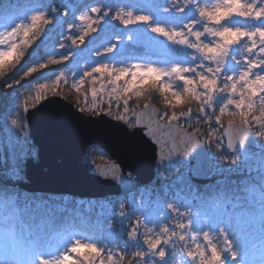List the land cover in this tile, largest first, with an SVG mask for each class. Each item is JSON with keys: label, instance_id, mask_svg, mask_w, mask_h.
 I'll return each instance as SVG.
<instances>
[{"label": "snow or ice", "instance_id": "6c2138e0", "mask_svg": "<svg viewBox=\"0 0 264 264\" xmlns=\"http://www.w3.org/2000/svg\"><path fill=\"white\" fill-rule=\"evenodd\" d=\"M61 10L71 19L55 21ZM161 10L163 17L134 11L126 3L98 0L53 7L51 17L39 3L0 12V76L15 68L43 36L47 51L23 73L32 77L51 70L49 78L38 83L33 103L63 88L74 90L84 98L83 106L77 100L80 111L115 115L129 127L147 129L144 134L157 146L159 159L187 156L199 143L183 125L173 128L180 117L191 119L188 113L181 111L178 117L175 111L190 103L198 105L205 123L211 122L208 109L214 110L229 150L236 141L242 144L249 132L264 139V0H163ZM189 13L193 18H187ZM54 22L55 30L49 32L47 26ZM114 22L128 31L118 35ZM137 26L166 43L142 39L140 31H134ZM124 36L131 43L126 44ZM153 89L171 115L150 110L147 103L140 113L129 108L133 97L139 100ZM113 103L122 112L114 114ZM130 111L135 123L128 119ZM160 122L168 129L166 135ZM11 125L23 135L17 119ZM207 136L215 139L217 133L209 131ZM118 173L114 165L111 178L119 179ZM168 207L172 219L158 231L132 220L128 239L137 240L144 251L126 254L81 234L49 251L48 241L24 230L16 209L6 205L0 208V264H136L148 254L164 260L166 247L177 244L193 264H264V227L259 218L244 214L234 223L208 226L206 220L201 226L189 210ZM257 238L259 244L254 242Z\"/></svg>", "mask_w": 264, "mask_h": 264}, {"label": "water", "instance_id": "95a60500", "mask_svg": "<svg viewBox=\"0 0 264 264\" xmlns=\"http://www.w3.org/2000/svg\"><path fill=\"white\" fill-rule=\"evenodd\" d=\"M118 25L116 24V28ZM126 44L130 42L125 41ZM150 110H159L149 105ZM143 111V107L136 112ZM28 127V145L36 148L37 160L27 153L24 157L26 182L18 187L29 193L68 194L80 198H100L127 194L141 185L158 187L162 184L156 167L180 163L184 172L173 179L177 184H206L208 179V151L199 143L187 155H175L159 159L157 146L144 133V127H133L106 115H86L78 111L62 97L53 95L40 101L25 113ZM135 123V119H134ZM166 135L168 129L160 122ZM176 123H173L175 128ZM224 131V129H223ZM222 137L227 145V137ZM92 145L110 157L89 167L84 155ZM227 148V146H226ZM240 148L246 155L256 152L251 132L243 143L236 141L233 153ZM119 169V179L111 178L113 166ZM106 173L107 175H105Z\"/></svg>", "mask_w": 264, "mask_h": 264}, {"label": "rangeland", "instance_id": "374dc122", "mask_svg": "<svg viewBox=\"0 0 264 264\" xmlns=\"http://www.w3.org/2000/svg\"><path fill=\"white\" fill-rule=\"evenodd\" d=\"M82 1L83 0H51L52 7H48V8L51 10L50 11V14H51L52 8L55 7L56 5H59L58 7L62 8V5H68L70 3L81 4ZM109 1L111 0H104V2H109ZM128 1H129L130 7L133 10L135 8L134 4H143L151 8L152 15L153 13L158 14V15H163V16L166 15L160 9L162 7L163 0H159V3H157L156 0H128ZM97 2L98 0H96L95 2H89L88 4L97 3ZM201 2L206 3L208 2V0H201ZM156 5H159L160 10L157 11V9L155 8ZM41 6L45 9L44 4ZM65 15L66 14L64 13V11L59 12V14L55 16V21H63ZM167 15H174V14L168 13ZM187 18L189 19L193 18L191 13H189V16ZM77 23H79V21H77ZM47 29L49 32H53L55 30V22L52 25H48ZM0 30H3V28H0ZM64 30L67 31V25L64 27ZM117 31H118L117 33L118 35L123 36L124 32L128 30L123 29L122 26H120V28ZM138 35L139 37L142 38L145 34L138 33ZM151 39L156 40L160 43H166V41H164L163 38L162 40H160L159 37H156V36H154ZM151 39H149L148 41H150ZM42 41H44L43 36H41L40 39L36 40L33 43V45L27 50L26 54L29 51H31V53H34L35 51H37V45H40V44L42 45V48H45L46 42L42 44ZM25 58L26 57H23L21 59L20 65H22ZM33 64L34 63H30L28 66H26V68L23 67L22 73L27 71V69ZM20 65L16 66L15 68L17 69ZM12 71L14 70H11L9 74L6 75V77H10V75L12 74ZM43 72L45 73V75L36 73L32 77H24L22 74L21 76L15 78V80L17 81H13V83L14 82L15 83L12 85H15L16 87L21 84L22 79H25L27 81L28 87L25 89V91L18 92V90H16L17 88L16 87L11 88L12 85L10 84L6 86L8 88L7 96L12 97L13 99H11L12 101L10 102L11 105L9 109L4 113L3 118H1L2 122H0V150L2 152V156L4 157V159L9 160L13 164L12 168L10 169V173L12 174V177L17 180H19L18 179L19 171L17 169L18 167L16 168V165L18 166V163L19 164L22 163V166H23V159L25 155L29 153L34 158L35 161L37 160V155H36L37 149L30 148L27 143L28 128H27V124L25 121V117H24L25 115L24 109L33 108L43 99L49 96H53L49 94L43 97L40 101L33 103L35 95H36L35 89L38 83L46 81L49 78V75L51 74L50 69H45L43 70ZM38 76L39 78H37ZM29 97H31L32 99H29ZM89 100H90V96H89ZM190 106L186 104L185 108L187 110L183 112L188 113L191 119H188L187 116L180 117L181 110L176 109L175 110L176 115L180 118L178 119V121L173 122V123L183 125L184 128L188 129L189 131L196 132V134L200 137V139L206 144V147L208 150L209 176L214 173L219 174V169H220L219 166L222 162L221 160L218 159V157L222 156V159H224L228 155L227 152L225 151L224 141L221 137V131L223 128L220 125L215 124V116L212 115L214 111L213 109H208L209 116L211 117V122L205 123L204 118L201 115H199L198 106L197 105L196 106L190 105ZM76 109L79 110V108H76ZM111 110L113 111L114 114H116L118 111L122 112V108L118 110L115 103H113ZM134 110L137 111L138 109H134ZM85 111H80V112L86 115H92V114L85 113ZM215 111L218 113V109H215ZM20 113H21V116H19ZM166 113L168 115H171L172 110L168 109ZM94 114H95L94 116L97 115L96 113ZM159 114H165V113L161 112L159 109ZM14 118L17 119L21 125H23V128L21 129V131L23 132V135L20 134V131L18 129L12 127L11 120ZM110 118L117 120L115 118V115ZM128 119H131L134 123L135 116L132 115L131 111L128 113ZM197 121H199V123H197ZM225 125H226V119H225ZM127 127L130 129L133 128V127H129L128 125ZM209 131H215L217 133V136L215 139H210L207 136V133ZM253 136L255 138L256 145L259 151L258 157L261 158V160L256 164V167H255V169L257 170L256 173L262 175L264 179V163H263L264 161V139L258 138V136L255 133H253ZM217 141H219L218 145H217ZM9 145H11V150L9 148ZM232 157L234 159L233 161L235 160L237 161L236 163H241L243 162L242 160H244V156L242 155L240 151H237L236 153H234ZM84 158H85V162L90 167L98 162L110 161V157L105 158V159L100 157L99 153L95 151V148L93 146L88 148L86 154L84 155ZM173 165L174 167L165 166L162 169V171L157 170V172L159 173L161 177L164 176V178L162 177V179L165 180V184L168 183V181L173 176H175L177 173L181 172L185 168L180 163L173 164ZM238 168H241V167H238ZM23 180H24V172L22 174V179H20L19 181L21 182ZM171 190L172 192L170 193L167 192L169 191V189L164 188L162 191H159L158 193H154V194H150L151 191L147 190L146 192H144V194L140 192L138 196L136 194L128 195L126 196L128 203H133L134 200L137 198H142V199H139L137 203L132 206V208H129L128 210L124 212L118 210L117 209L118 207H115L114 205H112L110 203L111 202L110 200L104 199V200H100L99 202L93 204L92 208H95L96 210H99V211L106 210L107 212L106 217L100 221V225L110 235L109 248H111L114 251H119L117 246L115 245L116 238H119L126 254H130V252L135 251V250L144 251V249L139 246V242L137 240L128 239L127 232H128V229L131 228L130 223L132 222L133 219H138L142 226L152 227L154 230L158 231L161 224H165L170 219H172V214L168 207L169 205H172L173 207L181 209V210H189L193 214V219H195L197 223H199L201 226H205L206 220L208 222V226H212L214 224L221 225L224 223H234L238 216L243 217V215L246 214L248 216L259 218L260 225L264 227V208H259L257 209V211L253 209L251 210L249 209L250 211H248L245 209L246 206H248L247 205L248 202L240 201L237 203L233 202L230 205L231 208H229V210H226L225 203H221L220 200H217V201L212 200L213 202L206 200L204 201L205 203H203L200 200L201 198L199 197V195L194 193L195 190L193 192H190L187 189L182 190V188H175L173 186ZM147 196H150V197H147ZM169 196H172L173 199L171 200ZM193 196L196 197L194 199L196 201L195 205H191L190 201H188V199H190ZM55 201L56 200H54V202ZM179 202H181V204H179ZM261 202L262 204H264V200H261ZM11 203H13L12 206L18 211H20L18 207L22 209L29 208V205H27V207L25 208L21 207L20 204L17 203L15 200L9 201V204ZM62 203L64 205H66L67 203L69 204V200L62 199L61 202H58V205H62ZM84 205H86V203H84ZM183 205H185V207ZM204 207H206L207 209ZM23 212L25 213L26 211L24 210ZM120 213H123V215H120ZM120 228L125 230L124 236L121 233L117 234ZM141 231H143V228H141ZM68 237L69 236H66V238ZM64 242H66L65 238L62 237L61 239L59 238L58 242L48 243L49 244L48 250L54 252L57 246ZM254 242L256 244H259L260 240L257 238ZM188 243L189 245H191L192 242L188 241ZM166 252L168 254L164 258V260H159L155 258L153 254H148L147 259L145 261H137L136 264H193L190 258L187 257L186 252L183 249V246H180L179 244H177L175 248H173L172 246H167Z\"/></svg>", "mask_w": 264, "mask_h": 264}, {"label": "trees", "instance_id": "16d2710c", "mask_svg": "<svg viewBox=\"0 0 264 264\" xmlns=\"http://www.w3.org/2000/svg\"><path fill=\"white\" fill-rule=\"evenodd\" d=\"M95 1L96 0H83L81 4ZM109 2L126 3V5L130 7L128 0H111ZM37 3L41 5L44 4V10L46 11V13L49 16H53V13L50 14L51 10L48 8L52 7L51 0H0V12L6 14L14 9L33 7V5ZM58 6L59 5H56L55 8L61 9ZM134 7V11L146 12L148 14H151V8L147 5L134 4ZM155 8L158 11L162 7L160 8L159 5H156ZM60 12H63V10H61ZM153 15L157 16L158 14L153 13ZM158 16L163 17V15ZM65 19H71V15H65L64 20ZM134 31H140L139 33L145 34L142 37V39L144 40H149L155 36L154 34L147 32L141 26H137ZM124 38L127 37L124 36ZM46 51L47 48H42V45L40 44V48L37 49V51H35L34 53H31V51H29L24 56L26 57L24 62L22 63V65H20L21 63H19L18 65L20 66L17 69L9 67L5 74L3 76H0V122H2L1 118H3L4 113L9 109L11 105L10 102L12 101L11 99H13L12 97L7 96L8 88L6 86L9 84H14L15 82L13 83V81H17L15 80V78L21 76L24 73H22V68H26V66H28L30 63H35L39 56ZM11 70L14 71H12L10 77H6V75L9 74ZM37 78H39V76ZM21 81L22 82L20 85H18L17 87L15 85H12L11 88L16 87V90H18V92L25 91V89L28 87V83L25 79H22ZM56 95L68 101L71 105L75 106V108H78L77 100L79 98L80 105L83 106V96L78 97V94L74 90L63 88V90H59ZM145 103L156 106L163 113H166V111H168V109H166L164 106L163 99L162 97H160L159 92L154 89L151 90L146 96L141 97L139 100L133 97L129 101V107L130 109H139L143 107ZM188 105L196 106L195 103H190ZM104 108L105 110L107 109L106 106H104ZM178 109H180L181 111L187 110L185 108V105L182 108ZM85 113L95 115L94 112L88 110H86ZM19 116H21V113L19 114ZM93 147L95 148V151L99 153L100 157L104 159L108 158V155L106 153L98 149L96 146ZM218 159L221 160L222 163L219 166V174L214 173L210 175V177L214 179L212 182H209L206 185L177 187L182 188V190L187 189L190 192H193L195 190L194 193L199 195V197L201 198L200 200L203 203H205L204 201L206 200H209L211 202L220 200L221 203H225L227 208H229V206L233 202L237 203L240 201H245L248 202V206H246L245 208L248 211H250L251 209L256 210L257 208H260L261 200H264V179H262V175L256 173L257 170L255 169V167L259 161L256 160L255 157H244V160H242L243 162L236 163L237 161H233V157L229 155H227L224 159H222V156H220L218 157ZM12 165L13 164L9 160L4 159L0 150V208L6 205L13 207V203L9 204V201L11 200H15L20 204L21 207L24 208L29 205V208L26 209L18 207L20 211L16 209L21 221V225L24 230L32 233L35 237H39L41 240L48 241V243L58 242L59 238L61 239L62 237H64L66 241V236H75L77 234H81L85 236V238L91 239L93 242L99 244L100 246L109 248L110 235L107 231L102 230L100 226V221L106 217L107 212L106 210H96L95 208H92V205L99 202L100 200H110V203L112 205L118 207V210L124 212L129 208H132V206L136 204L139 199H142L137 198L133 203H128L126 196L132 194H136L138 196L140 192L144 194V192H146L147 190L151 191L150 194L158 193L159 191L163 190L161 188L150 189L148 187H141L135 190L133 193L125 196H110L102 199L85 200H78L77 198L69 196L27 194L16 187L17 183L20 182L19 180L22 179V163H18V166L16 165V168L18 167L17 169L19 171V180L14 179L12 177V174L10 173ZM172 167H174V165ZM158 170L162 171V169ZM162 177L164 178V176ZM260 185H262L261 190ZM170 191L172 192V190H169L167 192L170 193ZM169 198L171 200L173 199L172 196H169ZM195 198L196 197L193 196L188 199L191 205L196 204V201L194 200ZM62 199H68L69 204L67 203L66 205H64L62 203V205H58V202H61ZM54 200L56 201L54 202ZM84 203H86V205H84ZM179 204H181V202H179ZM183 206L185 207V205ZM262 206H264V204H262ZM24 210L26 211L25 213L23 212ZM120 233L124 236L125 230L120 228L117 234ZM115 245L117 246L119 251L125 252L119 238H116Z\"/></svg>", "mask_w": 264, "mask_h": 264}, {"label": "flooded vegetation", "instance_id": "af4514ba", "mask_svg": "<svg viewBox=\"0 0 264 264\" xmlns=\"http://www.w3.org/2000/svg\"><path fill=\"white\" fill-rule=\"evenodd\" d=\"M195 105H197V104H195ZM198 106V105H197ZM253 134V133H252ZM253 138H254V136H253ZM255 139V138H254ZM256 142V141H255Z\"/></svg>", "mask_w": 264, "mask_h": 264}]
</instances>
